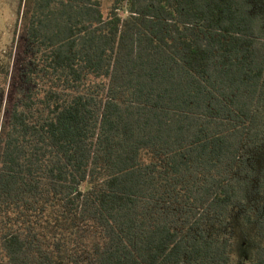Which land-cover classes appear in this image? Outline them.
<instances>
[{
  "label": "trees",
  "instance_id": "16d2710c",
  "mask_svg": "<svg viewBox=\"0 0 264 264\" xmlns=\"http://www.w3.org/2000/svg\"><path fill=\"white\" fill-rule=\"evenodd\" d=\"M22 5L14 73L0 59V264H56L49 212L97 232L85 264H235L236 231L264 264V0Z\"/></svg>",
  "mask_w": 264,
  "mask_h": 264
},
{
  "label": "rangeland",
  "instance_id": "374dc122",
  "mask_svg": "<svg viewBox=\"0 0 264 264\" xmlns=\"http://www.w3.org/2000/svg\"><path fill=\"white\" fill-rule=\"evenodd\" d=\"M28 0H0V59L4 61V66H11V72L14 73L18 62L17 51L15 50L16 40L19 38L21 28V15L18 14L20 5ZM102 5L104 13L108 11L111 5V0H98ZM23 6V5H22ZM257 8V7H256ZM23 8H21V11ZM122 15V13H121ZM255 15L262 23L264 28V15L261 7L258 5V11ZM14 67V68H13ZM9 76V84L13 81L17 82V77ZM4 96H0V102L4 101ZM141 161L143 163L153 162V157L146 151L141 153ZM46 221L40 223L39 239L41 243L49 251H56V244L62 246L61 252L55 256L56 264H70V259L73 256H79L80 261L76 264H85L83 262L85 250H89L93 243L99 242V236L94 228L84 229L83 226H76L71 224L70 221H57L56 212L45 214ZM3 228L0 220V231ZM248 237V236H247ZM240 231L234 233V247H233V259L235 264H244L243 259H247L250 256L251 250L244 246L243 240L247 244V240L244 238ZM248 245V244H247ZM83 262V263H82Z\"/></svg>",
  "mask_w": 264,
  "mask_h": 264
}]
</instances>
